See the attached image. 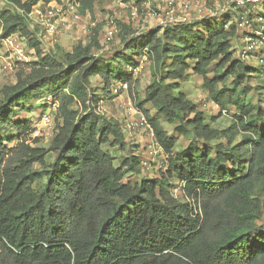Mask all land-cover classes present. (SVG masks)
I'll return each mask as SVG.
<instances>
[{"label": "trees", "instance_id": "1", "mask_svg": "<svg viewBox=\"0 0 264 264\" xmlns=\"http://www.w3.org/2000/svg\"><path fill=\"white\" fill-rule=\"evenodd\" d=\"M50 1L7 0L12 7H0V39L20 32L37 55L29 73L0 88V264H264V115L246 97L260 72L235 57L234 29L222 26L225 19L204 18L136 35L125 23L116 63L92 53L97 42L60 59L42 50L30 27L34 6ZM104 1L79 0L78 10L93 14ZM142 56L154 62L143 98L125 66L137 67ZM190 70L202 78L218 116L235 109V124L212 126L216 118L209 121L181 91ZM93 77L108 94L114 80L127 86L166 154L161 176L124 181L143 160L130 155L115 164L106 145L124 149L125 132L98 111L102 97L88 92ZM45 93L58 103L50 146L26 143L32 129L20 120L19 142L8 147L14 138H4V130L15 125V111H34L33 101ZM149 104L169 123L178 121L175 130L191 135L189 144L175 152L176 137ZM171 178L182 182V198Z\"/></svg>", "mask_w": 264, "mask_h": 264}, {"label": "rangeland", "instance_id": "2", "mask_svg": "<svg viewBox=\"0 0 264 264\" xmlns=\"http://www.w3.org/2000/svg\"><path fill=\"white\" fill-rule=\"evenodd\" d=\"M55 1L60 5L65 2L75 5L79 0H51V2H53L52 4H54ZM135 1L137 0H106L96 4L93 14H81L82 16L80 19L70 17L72 13L65 8L61 15L65 14L67 18L64 19V21H61L60 16L56 17L57 30L52 37L47 36L40 40L42 50L45 53H54L58 58L62 59L65 53L79 54L82 48L93 42H97L98 45L92 47V53L97 56H104L108 61L111 60V62L113 61L116 63V60L114 59L117 58L115 56L120 51L124 50L120 38L123 24H131L134 30L143 27L145 19L144 14L141 13L140 17L136 19L130 18L131 4H134L133 2ZM209 1L212 2L215 0ZM0 7L11 8L12 4L7 2V0H0ZM193 14L197 15L198 13ZM156 17L151 22L152 28L149 30L160 28V13ZM208 18L212 19L209 20L212 23L218 21L216 17ZM33 23L34 19L31 20L30 27L34 34L37 35L39 28L34 26ZM116 26H118L119 30L117 34L111 39H106L108 36V29L116 28ZM148 27L149 26L146 24L144 29L146 30ZM25 53L31 55V61L37 60V55L33 49L29 51V49L25 48ZM0 60L8 61L12 65L10 69L4 70L0 68V88L13 84L20 73L22 76H25L30 72L29 63L31 61L23 62L15 57L10 58V52L3 42H0ZM137 64L138 66L133 68L128 67L126 64L125 66L127 72L132 73V76L138 78V82L134 85V92L136 95L143 98L147 87L154 80V62L150 60L149 57L142 56L137 59ZM258 70L260 72L262 67L259 66ZM189 74L191 76L190 80L183 81L180 89L190 97L201 110L205 111L209 121L212 117L216 118V121H211L212 126L226 128L235 124V109L233 108L229 113L223 111V116H218L219 109L217 105L210 100L208 92L203 86L202 78L192 70L189 71ZM210 75L212 76L213 73H210ZM96 79L97 78L95 77L91 78V85L88 92L89 94H95L102 97V100L99 102L98 111L107 115L110 119L119 122L125 132L124 149H121L120 147L111 148L106 145V148H109L115 156V164L119 165V159L123 156L140 155L143 160L140 171L127 173L124 181H140L142 178L146 177L153 178L161 176V173L167 170L166 154L163 149H157L156 142H154L155 139L150 135V128L138 123L139 120H141L143 113L136 108L127 86L121 85L119 81L114 80L112 90L108 94L104 90V82L100 79ZM249 85L254 89L250 90V87H248V93L246 95L247 100L249 98L251 102H253L256 112L259 110L261 113L260 117H263L264 93L262 87L264 86V79L259 77L257 78V82L250 81ZM258 85H261L262 87H259ZM33 102L36 108L34 111L16 110L13 118L15 125L12 124L4 130V138L7 140L8 138H14L12 141H7L8 147L14 148L19 142V139L16 137L18 133L16 123L20 120H28L32 129L31 132H25L27 139L26 143H30L32 146H50L58 124L57 107L55 106V104L58 103L52 95L47 93L41 98L35 99ZM77 106L75 105V107ZM79 107L81 114L86 113L81 106ZM148 107L151 110V114L158 117L160 124L166 129L168 134L176 137L177 144L174 149L175 152L189 144L192 139L191 135H182L175 130V126L179 124L178 121L171 124L163 115L159 114L156 108L151 104H149ZM45 112H50L53 115L52 122L46 123L44 121L43 115ZM239 137L240 136H238V138ZM217 141H219V139L214 140L212 144ZM201 143L203 144V142ZM53 159L54 153L48 154V162H51ZM36 168H40V165H36ZM170 181L173 187L171 188L172 192L182 198V182L177 178H171ZM42 184V180L38 181V186H41Z\"/></svg>", "mask_w": 264, "mask_h": 264}, {"label": "built area", "instance_id": "3", "mask_svg": "<svg viewBox=\"0 0 264 264\" xmlns=\"http://www.w3.org/2000/svg\"><path fill=\"white\" fill-rule=\"evenodd\" d=\"M52 3L51 1L49 3L42 2L33 8L34 12L30 18L31 20L34 19V26L39 28L37 33L39 40L54 35L57 30L56 17L60 16L61 21L67 18L65 14L61 15L65 8L72 13L70 17L74 19H80L82 16L78 10V4L73 5L65 2L60 5L56 1L54 4ZM133 3L131 4L130 18L136 19L140 17L141 13L145 16L143 27L136 30V35L151 29V22L159 13L161 16L159 22L162 28L208 17L225 19L222 26L235 31L232 38L235 57L253 68L259 69L261 66L260 77L264 79V0H215L212 2L209 0H142L141 3L137 1ZM146 24L149 27L145 30ZM118 31V26L108 29L106 39L113 38ZM0 41L8 48L10 58L15 57L23 62L32 60L31 55L25 53V48L29 51L33 48L30 46L29 39L20 32L0 39ZM11 67L10 62L0 60V68L6 70ZM262 91L264 93V86ZM55 106L57 107V104ZM224 112L226 113V110ZM43 119L46 123H50L53 120V115L50 112H45ZM138 123L148 126L150 135L155 139L153 128L144 115L141 116ZM154 142L156 141L154 140ZM156 146L157 149L162 150L157 142Z\"/></svg>", "mask_w": 264, "mask_h": 264}, {"label": "crops", "instance_id": "4", "mask_svg": "<svg viewBox=\"0 0 264 264\" xmlns=\"http://www.w3.org/2000/svg\"><path fill=\"white\" fill-rule=\"evenodd\" d=\"M1 42V41H0ZM97 80V79H96Z\"/></svg>", "mask_w": 264, "mask_h": 264}]
</instances>
